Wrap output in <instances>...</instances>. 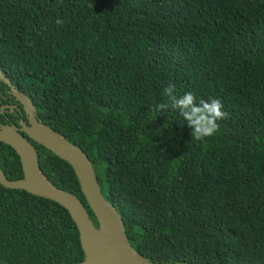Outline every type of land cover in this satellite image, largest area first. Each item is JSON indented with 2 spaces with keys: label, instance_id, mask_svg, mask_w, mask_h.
I'll list each match as a JSON object with an SVG mask.
<instances>
[{
  "label": "trees",
  "instance_id": "trees-1",
  "mask_svg": "<svg viewBox=\"0 0 264 264\" xmlns=\"http://www.w3.org/2000/svg\"><path fill=\"white\" fill-rule=\"evenodd\" d=\"M0 55L40 121L87 157L137 253L264 264V0H0ZM170 83L222 101L213 136L197 141L179 110H156ZM34 146L96 226L71 168ZM7 149L0 169L18 179ZM82 257L62 207L0 186V264Z\"/></svg>",
  "mask_w": 264,
  "mask_h": 264
},
{
  "label": "water",
  "instance_id": "water-1",
  "mask_svg": "<svg viewBox=\"0 0 264 264\" xmlns=\"http://www.w3.org/2000/svg\"><path fill=\"white\" fill-rule=\"evenodd\" d=\"M14 93L13 88L11 87ZM22 103L28 125L21 124L19 135L13 127L3 126L0 142L9 146L18 158L21 177L8 180L0 170V186L5 189L22 190L32 196L52 201L62 207L73 222L82 260L71 264H158L137 253L128 243L121 218L113 205L99 192L91 164L83 152L67 142L63 136L35 120V107L29 99L15 93ZM43 147L65 162L72 170L86 207L93 215L96 226L75 195L56 188L38 167L34 147L29 142Z\"/></svg>",
  "mask_w": 264,
  "mask_h": 264
},
{
  "label": "clouds",
  "instance_id": "clouds-1",
  "mask_svg": "<svg viewBox=\"0 0 264 264\" xmlns=\"http://www.w3.org/2000/svg\"><path fill=\"white\" fill-rule=\"evenodd\" d=\"M56 23L63 25L64 21L57 19ZM164 94L168 97V103L156 105V110L163 111L168 108L179 110V115L190 129L191 137L197 141L213 136L219 130L217 121L227 118L219 98H210L208 101L201 99L196 103V97L192 92L177 96L176 87L171 83L164 88Z\"/></svg>",
  "mask_w": 264,
  "mask_h": 264
},
{
  "label": "flooded vegetation",
  "instance_id": "flooded-vegetation-1",
  "mask_svg": "<svg viewBox=\"0 0 264 264\" xmlns=\"http://www.w3.org/2000/svg\"><path fill=\"white\" fill-rule=\"evenodd\" d=\"M11 87L13 88L14 93L12 92ZM23 89L24 81L22 76L19 75L17 78L13 77L10 73L9 59L6 56L0 55V131L3 126H11L19 135L26 138L21 131V124L23 123L24 125H28L27 115L22 103L15 95V93H20L26 96ZM34 118L37 122H41L37 114H35ZM29 142L35 149V143L30 140ZM7 148L10 147L0 142V150H5L6 152L8 150Z\"/></svg>",
  "mask_w": 264,
  "mask_h": 264
}]
</instances>
